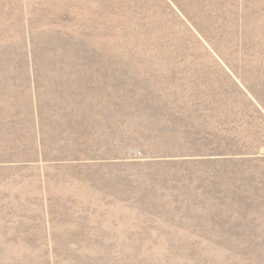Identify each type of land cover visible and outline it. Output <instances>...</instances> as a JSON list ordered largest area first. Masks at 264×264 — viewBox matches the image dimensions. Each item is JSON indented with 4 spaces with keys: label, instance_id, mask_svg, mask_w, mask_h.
Returning <instances> with one entry per match:
<instances>
[{
    "label": "rangeland",
    "instance_id": "rangeland-1",
    "mask_svg": "<svg viewBox=\"0 0 264 264\" xmlns=\"http://www.w3.org/2000/svg\"><path fill=\"white\" fill-rule=\"evenodd\" d=\"M0 264H264V0H0Z\"/></svg>",
    "mask_w": 264,
    "mask_h": 264
}]
</instances>
